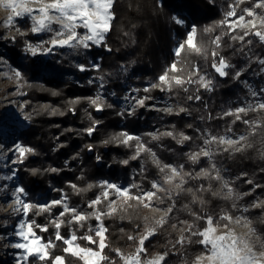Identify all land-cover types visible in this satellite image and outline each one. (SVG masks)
I'll return each mask as SVG.
<instances>
[{"label": "trees", "instance_id": "1", "mask_svg": "<svg viewBox=\"0 0 264 264\" xmlns=\"http://www.w3.org/2000/svg\"><path fill=\"white\" fill-rule=\"evenodd\" d=\"M245 2L241 6L248 4ZM221 4L228 6L226 0H116L113 5L115 19L102 44V50L110 48L111 51L106 52L103 66L111 62L132 64L136 61L137 69L144 71V75H155L158 78L173 62L179 61L189 69L199 67L201 73L206 69L205 65L212 68V64L219 60V57L214 60L211 56L214 46L210 41L215 36L221 37L219 56L234 66L229 68L228 75L221 78L220 84L212 91L198 88L195 83L187 85L188 91L181 88L171 91L186 111L179 115L173 113L170 118L173 125L171 129L177 138L165 136L161 146L155 145L154 148L162 165L183 164V171L192 173L191 177H184L187 183L183 185V189H192L196 200L194 201L192 193L173 188L180 195H172L169 199L168 204L174 206L167 217V223L162 228L159 227L157 234L145 242L147 253L144 256L148 258L156 252H169V257L175 259V264H192L195 257L203 252V246L198 243L200 237L187 233L189 242L172 247L179 239L177 225L191 220L198 230H202L205 227L204 221L195 220L193 214L211 215L214 218L224 212L232 216L236 214L233 206L237 202L235 197L224 199L222 195H214L217 192L224 193L222 182L199 175L203 170L211 168L208 158L201 156L197 162L189 158V154L203 148L205 138L202 132L205 128L216 137H222L231 129L236 133H246L245 145L250 146L236 152L235 148L224 151V147L219 145L215 159L218 164L230 169L236 178L232 184L241 187L242 193L248 192L243 198L248 206L253 207L255 200L264 202V110L240 114L243 120L259 122L260 126L255 129V134L243 120L225 115L226 105L229 102L234 104L237 94L243 92V89L239 91V80H235L234 76L237 73L236 67L242 66L244 53L248 55L250 48L246 44V38L242 44L224 34L226 30L218 24L225 14L221 10ZM176 14L184 18L189 26L192 23L196 26L197 40L208 48L206 56L188 52L182 53L179 58L174 55L176 38L180 37L183 42L187 36V30L173 20ZM205 28H213V31L205 32ZM11 59L22 68L26 76L22 81V94L30 123L23 130V138L25 145L32 148L33 152L26 153L18 167V174L23 187L32 197H59L64 194L70 208L87 213L93 212L88 204L100 196V185L105 179L132 180L133 184L139 186V189H132L133 193H137L139 190L147 191L152 188L153 181L164 175L147 152L142 158L140 155L137 159H132L136 154L137 141H130L126 146L113 139L125 130L126 124L140 127L141 122L122 114L119 106L110 100L104 103L102 111H97L90 103V87L79 86L62 75H44L35 59L27 63L21 62L16 52H13ZM256 62H251L250 66L254 67ZM156 92L153 91L155 94ZM189 96H199L201 99L189 100ZM237 107L238 105H234V109ZM94 121L98 123L95 131L89 135L86 130L93 126ZM199 129H202L201 133ZM179 133L191 139L179 144ZM88 146H91V150ZM80 154L83 155V160L79 159ZM66 161L69 162L68 165H65ZM123 161L128 163L124 164ZM134 168L137 173L132 177ZM51 169L58 171L53 172ZM73 184L84 191L77 192L71 187ZM201 186L203 191H199ZM200 200L204 203L201 204ZM129 203L135 205L136 202ZM33 210L35 213L30 214V218L37 225L47 227V231H41L40 228L37 231L45 240L54 241L55 247L50 254L53 257L63 256L65 264H83L79 258L64 252L66 245L63 241L55 239L57 230L51 221L61 213L60 207L52 213L41 211L37 214ZM71 215L66 213L63 216L64 222L59 229L60 235L65 238L71 232H75L78 237L88 235L89 227L97 225L94 218L84 223L83 227L69 223ZM251 217L264 238V203L251 211ZM146 221L143 206L129 207L124 212L105 217L103 223L108 229V247L103 254L116 264L121 263L114 249H119L125 255L136 250L137 242L129 240L128 236L138 237L144 230ZM79 242L84 247L97 248V245L89 244L86 240L79 239ZM177 247L180 251L174 253ZM47 263L52 262L48 260Z\"/></svg>", "mask_w": 264, "mask_h": 264}, {"label": "snow or ice", "instance_id": "2", "mask_svg": "<svg viewBox=\"0 0 264 264\" xmlns=\"http://www.w3.org/2000/svg\"><path fill=\"white\" fill-rule=\"evenodd\" d=\"M116 0H0V4L6 9H9L12 13L8 17V25L11 26L14 18H24L27 16L33 21L31 31L33 33L42 32H52L53 38L47 41L50 45L44 51L50 53L53 48H71L78 50L80 48L88 49L91 45L100 46L105 42L106 34L111 31L112 21L115 19V13L112 11L113 5ZM245 0H233V4L229 11L224 14V19L218 22L219 26L224 28L225 35H230L235 41L244 43L245 37L248 35H254L258 38L261 43H264V0H257V2L250 8L241 9V14H237V9L240 4L244 3ZM30 3L39 4L38 8H31L27 5ZM22 9V10H18ZM256 9L262 10L258 13ZM35 13V14H34ZM250 17L251 19H246ZM173 20L176 24L182 25L184 20L177 16H173ZM259 21V24L257 23ZM56 24L59 26L58 30H54L52 25ZM79 29L84 30V34H81ZM239 30V32H238ZM205 32L211 33L213 28H205ZM242 32V34H240ZM233 33H236L233 35ZM249 45L251 41L247 42ZM210 44L214 46L211 50V56L214 60L219 57L218 62H214L212 67L215 69L221 77H226L228 72L226 69L230 68L231 65L223 57L219 56V49L221 47V37L215 36L211 39ZM43 49V44L38 46L29 45L27 51L31 52L32 55H36L38 51ZM111 51V49H108ZM184 52L192 53L195 55L206 56L208 54V48L197 40V28L192 26L182 43H179L176 47L174 55L179 58ZM259 63L264 65V59H260ZM81 71H86L87 69L81 65ZM98 70V67H97ZM241 73H236L237 78ZM15 77L23 79L21 72L16 71L14 73ZM102 79V78H101ZM197 84L198 88L202 87L208 91L213 90V81L206 76L200 75V69L197 66L192 68H186L182 66L179 61L173 62L168 69L158 78V83L152 85V87L160 88L161 91H172L174 88H181L184 91H188L187 85ZM145 91H149L148 88ZM261 91H264L262 89ZM253 97L258 96L256 91H251ZM145 99H139L136 101L137 105L143 107L145 104ZM189 100L195 99L200 100L199 96H189ZM92 105L96 107L97 111L103 110V101L98 96L90 101ZM264 109V101H260L256 104H248L245 106H240L235 110H229L225 113L228 116H234L235 120H243L240 115L243 113L247 115L249 111H259ZM134 110V109H133ZM171 112L172 109L169 107L166 109ZM186 111L185 108L181 107L176 112L179 115L180 112ZM131 114V113H129ZM245 124H248L255 134V129L259 127L258 122L243 120ZM98 121L93 122V126L89 127L86 131L89 135L95 131V125ZM163 135L172 136L174 139L177 138L173 132H167ZM179 143H183L186 140H190L191 137L184 135L183 133L178 134ZM157 136H153V139H157ZM114 140L126 146L129 145L130 141H137L136 144V154L132 159H137L140 153L147 152L153 158V163L164 173V184H172L175 177H181V180L175 184V189H181L192 193L194 201L196 200V194L192 189H183V185L187 183L184 177H191L192 173H186L183 171V167H174L170 165H162L158 159H156L155 153L148 149L143 143L140 142V138L129 135L127 132L121 133L118 136L113 137ZM247 139L245 136L239 138L230 137H216L210 136L205 140V145H241L242 147L250 146L243 145L241 142ZM91 150V146H88ZM241 148L234 149L235 151L241 150ZM224 151H229L228 148H224ZM33 149L30 147H24L20 144L15 145V154L20 162L26 153H32ZM214 153L207 147L200 149L197 152L189 154V158L193 162H197L199 157L204 156L209 160L212 159ZM99 159V157L97 158ZM11 163H16V160H12ZM122 163L127 164L128 161H123ZM167 169V172L165 171ZM51 171L56 172L57 169H51ZM199 175L207 179H215L222 182V187L227 189L226 193L217 192L214 195H222L224 199H239V194H235L234 190L230 186L229 182L224 180L220 175L219 169L216 168L215 164H212L210 169L203 170ZM252 183V181H248ZM71 187L77 192L84 191V189H78L76 185H71ZM92 187V185H89ZM102 192L100 196L89 202L88 207L93 209L92 213H82L76 208H70L66 203V197L63 200H55L47 205H35L32 203H26L20 198L19 195L15 197V204L17 208L16 212L23 211V214L27 216L28 212L32 209L36 210L39 214L41 211H50L51 207L59 205L63 208L61 213V219L59 221L52 220L51 223L57 230L55 239L58 241H63L66 245L64 248L65 253H69L74 257H78L84 262V264H116L114 260H111L108 256L104 255V249L108 247L107 244V227L104 226L103 220L105 217H112L113 215L126 211L129 207H139L144 208L152 207V198L157 196L159 192H165L168 198L171 199L172 195L179 196V191H174L173 189L165 188L161 184L153 182L151 187L155 191H143L139 190L137 193H133L132 189L139 186L136 184L130 187H121L115 183L102 182L100 185ZM203 187L199 191H203ZM18 193L23 194L24 189L22 187L16 190ZM116 199H112V197ZM162 199V198H161ZM129 201H135V205L130 204ZM201 204L204 203L203 200L199 201ZM260 203H254L253 207L260 206ZM104 205V207H98ZM174 206V205H173ZM170 206L165 211L168 213L172 212V207ZM235 206V204L233 205ZM159 210V209H157ZM66 213H71V219L69 223H76L81 227L84 226L89 219L94 218L97 221V227L95 229L89 227V234L78 237L75 232H73L70 237L65 238L59 233V229L63 221V216ZM195 220H203L205 227L203 230H195L194 223H188L187 221L181 222L184 225V230L193 236H198L200 239L198 243L203 245L206 249L205 253L197 256L193 261V264H264V242L259 244V247H254L252 242L246 239L244 236L238 234L232 225H240L243 227H249L251 225V220L246 216L233 217L227 212L221 214L218 218H214L211 215H195ZM124 217L122 216L121 219ZM83 222V223H82ZM167 221L163 218L155 221V224L159 227H163ZM34 226L40 228L41 231H47V227H41L40 225H35L34 221L30 223L19 224V229L16 235L20 238L22 242L11 244L12 248L20 249L23 251L24 255L21 259V264L29 260V257H34L38 261L50 260L52 264H65L63 256L53 257L50 254V249L55 247V244L51 241L47 243H42V238L36 235L34 231ZM175 227V225H173ZM156 234V228L146 226L142 235L136 237L129 235V240H135L137 242V247L134 253L125 255L119 249H114L116 255L122 261V264H163L165 256L167 253L158 254L153 258L145 259L142 254L147 253V249L144 247L145 241L151 236ZM249 234H255V229L249 228ZM98 238V239H97ZM86 240L89 244L97 245L96 249L90 247H82L77 240ZM186 242V237L181 236L177 243L183 245Z\"/></svg>", "mask_w": 264, "mask_h": 264}, {"label": "rangeland", "instance_id": "3", "mask_svg": "<svg viewBox=\"0 0 264 264\" xmlns=\"http://www.w3.org/2000/svg\"><path fill=\"white\" fill-rule=\"evenodd\" d=\"M226 1L228 2V6H224V4L220 5L221 10L224 13L229 11L233 4V0ZM245 1L248 4H245V6H241V4L239 5L237 9L238 15L241 14V9L250 8L257 2V0ZM27 6L34 9L40 7L39 4L35 3H30ZM256 11L258 13H261L262 10L256 9ZM11 15V11L9 9H6L3 4H0V264H21V259L24 255L23 251L20 249L12 248L11 244L22 242L16 235V232L19 229V224H27L34 221L30 218V214L35 213L33 209L28 212L27 216L23 214L22 210L20 212L15 211V209L17 208V205L15 204V197L19 195L20 198L26 203H32L35 205H47L52 201L63 200L66 197V195L64 194L59 197L54 195H51L48 198L32 197L29 192L23 187L19 178L18 167L21 162L16 157L15 145L20 144L24 147H27L23 138V130L29 126L30 121L24 106L22 94V81L26 76L24 75L22 68L19 67L16 62L12 61L11 58L13 57V52H16L17 56H19V60L24 63H27L29 60L35 59L38 63V66L42 69V73L44 75H62L63 78L68 79L69 81H72L79 86L90 87L92 89L91 98L95 99L99 96L103 101V108L104 103L108 100L117 104L122 114H125L129 118H134L137 121L141 122L140 127H135L131 123L126 124L127 127L122 131V133L127 132L129 135L139 137L140 142L155 153L156 159H158V155L154 148L155 145L161 146L160 143L163 141V139H165L166 136L163 135L164 133L173 132L171 129L173 125L171 124L170 118L173 113L176 114L179 108L183 107L180 105L179 101L171 91H161L160 88L152 87V85L158 83L159 77L156 78L155 75H144V71H140L139 69H137L138 65L136 61L132 64H118L116 62H111L108 63V65L103 66V61L108 50H102V45H91L88 49L80 48L78 50L67 47H57L53 48L50 53H46L44 50L50 47L47 41L53 38V33H33L31 31L33 21L27 16H25L24 18H14L12 25L9 26L8 17ZM174 16L182 18L177 14ZM182 19L184 20V18ZM246 19L251 18L246 17ZM257 23L259 24V21H257ZM180 26L186 29L188 34L190 28L195 25L192 23L189 26V24L184 21V23ZM52 27L54 30L59 29V26L56 24H53ZM78 31H80L81 34H84L83 29H79ZM108 34L109 32L106 34L105 41ZM245 38L248 41L252 42L250 45L247 43L248 41L246 42V44L249 45L250 48L247 51V53L249 54L247 55L244 53L245 58H243L242 60V66L239 68L236 67L237 73L240 72L241 74L238 78L236 75L234 76L235 80H239V91L243 89V92H239L237 94V97L233 102L234 104H232V102H229L226 105V107L224 108L225 112H228L229 110H235L234 105H238V107H246L248 104H256L260 101H264V91H261L262 89H264V65H261L259 63L260 59H264V43H261L254 35H248ZM179 43H182V40L180 37H177L173 47L174 53ZM41 44H43V49L38 51L36 55H32L31 52L27 51V47L29 45L38 46ZM10 48L12 50H10ZM101 50L102 52H100ZM253 61L257 62L254 67H251L250 63ZM81 65H83L87 70L81 71ZM205 67L206 69L201 72L200 75L206 76L211 79L213 81L214 89L220 84V80L223 77L216 73L213 67L208 68L207 65H205ZM231 67L234 66L231 65ZM16 71L21 72L23 77L22 80L15 77L14 73ZM226 71L229 72V68L226 69ZM146 73L147 70H145V74ZM146 88H148L149 91H145ZM153 91H157L156 94L153 93ZM251 91H256L258 93V96L253 97L251 95ZM144 98H147L145 99L144 106L141 107L137 105L136 101ZM169 107L172 109L171 112H168L166 110ZM199 132L201 133L202 129H199ZM202 133L205 140L210 136H214L207 128H205V131H203ZM153 136H157L158 138L153 139ZM241 136L246 137L247 135L245 132L236 133L234 129H231L225 132L222 137H230L235 139ZM241 143L245 145V140H243ZM222 146L224 148H241V145L239 144L232 146ZM205 147H207L214 153L212 159H208L211 163V166L212 164H215L216 168L220 171L221 177L229 182L235 194H239V199H237V202L235 204L236 214L233 217L246 216L251 220V225L249 227H243L235 224L232 225V227L235 228V231L238 234L250 240L254 247L258 248L259 244L261 242H264V238L259 232L258 227L255 225V221L251 217V211H253L257 207H250L248 206L247 202H244L243 198L248 192H246V194L242 193L241 187H235L232 182L233 179L236 178L233 177L230 169L224 167L222 164L217 163L215 154L218 151L217 149H219V145L212 144L206 146L204 142L203 148ZM144 153L145 152L143 151L140 153L141 158L143 157ZM79 159L83 160L82 154L79 155ZM150 159L153 160L152 156H150ZM12 160H16V163H11ZM68 164L69 162L66 161L65 165ZM167 165L178 168L180 166L183 167V164L178 163ZM136 173L137 170L136 168H134L132 170V177ZM164 175L154 180L153 182L161 184L165 188L173 189L175 188V184L181 180V177L178 176L174 178L172 184L165 185L163 183ZM105 181L115 183L121 187H130L131 185H133L132 180L113 181L111 179H105L102 182ZM20 187L24 189L23 194H20L16 191ZM147 191L155 190L150 188ZM223 191L224 193H226L227 189L223 188ZM112 199H116V197L113 196ZM168 201L169 198L165 192H159L157 193L156 197L152 198L153 206L144 208L145 216L147 219L144 230L146 226L155 227L157 234L159 226L155 224V221L160 220L161 218L167 220L169 213L165 210L170 207ZM259 202V200L254 201V203ZM66 203L69 206L68 199H66ZM58 207H60V211L62 213L63 208L59 205L51 207L49 212L52 213L54 210H58ZM61 213L53 220L59 221L61 219ZM87 213H92V211ZM187 222L194 223L191 220H188ZM34 224L37 225L35 221ZM96 227L97 225L93 226L94 229ZM249 228L255 229V234H249ZM144 230L140 233V235L143 234ZM195 230H198V227L196 225ZM34 231L36 232V235L42 238V243L49 242L43 238V236L37 231V228L35 226ZM177 231L179 238L181 236H184L186 237V242H189L190 239L189 235H187L188 232L184 230V225L182 223H179L177 225ZM72 233L73 232H71V234ZM70 235L68 237H70ZM155 235L151 236L148 240L153 238ZM50 241L54 243V241ZM76 243L81 245L79 240H77ZM176 245H178L177 242L172 247H175ZM179 246H181V244H179ZM179 251L180 249H178L177 247L174 253H178ZM134 252L135 250L130 254ZM205 252L206 249L203 247V252H201L197 256ZM164 253H167V255L165 256L163 264H175V259H171L169 257V252ZM164 253L156 252L151 256V258L157 256L158 254ZM142 256L145 259H148V257L144 256V254H142ZM47 261L48 260L41 262L36 260L34 257H29V260L24 262V264H49L47 263ZM119 264H122V261Z\"/></svg>", "mask_w": 264, "mask_h": 264}]
</instances>
